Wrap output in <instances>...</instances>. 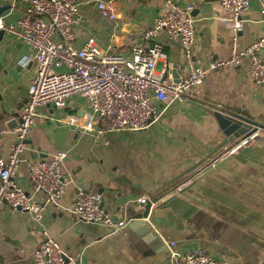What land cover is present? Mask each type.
I'll use <instances>...</instances> for the list:
<instances>
[{
	"label": "crops",
	"instance_id": "0c3cea01",
	"mask_svg": "<svg viewBox=\"0 0 264 264\" xmlns=\"http://www.w3.org/2000/svg\"><path fill=\"white\" fill-rule=\"evenodd\" d=\"M76 1L81 14L73 25L77 43L91 39L100 50L122 56H128L130 46L140 41L141 32L164 9L162 0H113L114 18L107 20L96 11L95 0ZM173 1L194 5V48L186 61L178 41L159 31L154 39L166 58L157 63L155 74L171 79L175 69L182 80L192 67L205 68L216 57H228L234 33L220 19L228 13L217 0ZM1 6L7 20L13 21L23 4L0 0ZM241 22L239 46L244 48L264 29L260 0H250ZM260 54L264 60V49ZM32 55L31 47L2 32L0 157H5L15 140L19 109L35 75L33 62L21 66L20 61ZM247 70L248 60L210 71L201 84L190 88L185 102L171 103L140 132L111 131L95 137L99 123L77 95H71L63 109L41 107L43 118L30 130L13 180L41 203L43 196L31 192L26 161L64 150V192L56 208L44 207L39 222L27 213L0 208V264H32L41 230L66 253L78 256L79 264H164L168 251L163 240L174 242L179 252L205 248L222 264H264V137L233 154L227 152L234 143H228L194 172L163 186L230 133L226 115L264 123V83L252 81ZM67 114L78 116L79 124L61 122ZM206 171L203 178L176 194ZM78 189L99 193L101 208L118 220H130L142 211L137 198L156 201L146 220L142 219L144 226H132L129 221L108 233L101 225L76 220L71 207ZM142 228L148 232L141 233Z\"/></svg>",
	"mask_w": 264,
	"mask_h": 264
},
{
	"label": "built area",
	"instance_id": "2783aa9c",
	"mask_svg": "<svg viewBox=\"0 0 264 264\" xmlns=\"http://www.w3.org/2000/svg\"><path fill=\"white\" fill-rule=\"evenodd\" d=\"M17 1L23 4L21 13L9 21L7 12H1L0 32L11 34L33 49V55L23 58L20 65L33 62L35 75L19 109L15 140L8 146L5 157H0V208L27 213L34 222H39L44 207L59 205L66 182L62 164L67 154L64 150H56L46 157L26 161L31 192L43 196L41 203L33 201L14 183L30 130L36 120L43 118L41 107L63 109L71 95L81 97L92 118L99 123L95 130V137H98L102 132L145 130L171 103L185 102L191 87L201 84L210 71L221 67L239 66L248 60L250 79L264 83V60L260 54L264 49V29L251 44L244 48L239 46L238 34L243 27L241 16L249 9L250 0H217L221 9L228 13L220 19L234 33L230 54L212 59L205 68L192 67L187 76L177 82L155 74L157 63L164 60L166 54L154 38L159 31H165L169 38L178 41L185 60L189 61L196 35L195 19L191 16L194 5L162 0L163 11L141 32L140 41L130 46L128 56H122L100 50L91 39L77 43L73 25L81 20V14L76 0H6L10 5ZM94 6L102 18H114L113 0H95ZM260 14L264 26V0H260ZM61 122L77 125L79 117L67 114ZM88 130L92 129L88 127ZM259 132L243 138L227 153L233 154L247 145ZM136 201L143 204L148 199L140 197ZM100 202L99 193L78 189L71 212L77 221L101 225L108 233L129 222V219L109 216ZM162 242L168 251L164 264H222L205 248L179 252L174 242ZM32 264L79 263L78 256L66 253L54 238L41 230V240L32 251Z\"/></svg>",
	"mask_w": 264,
	"mask_h": 264
},
{
	"label": "water",
	"instance_id": "95a60500",
	"mask_svg": "<svg viewBox=\"0 0 264 264\" xmlns=\"http://www.w3.org/2000/svg\"><path fill=\"white\" fill-rule=\"evenodd\" d=\"M4 10H5V7L1 6L0 7V13L3 12ZM191 16H194V13L191 12ZM1 34H2V32H0V36H1ZM170 74H171L172 81L177 82L178 77H177V73H176L175 69H172ZM226 118H227V121L229 122V124L226 126V128L228 130H229V128H231L230 133L225 135V138L210 153H208L204 158L195 162L194 164H191L190 166L185 168L183 171H181L177 175L173 176L170 180L165 182V184L163 186L168 185L172 182H175V181L181 179L182 177L187 176L191 172H194L195 170L198 169L199 166H201L203 163H205L209 158H211L216 152L220 151L228 143H234V145H235L236 143L241 141L243 138L247 137L248 135H250L253 132H256L257 130L260 131L259 134L256 135L255 138L253 140H251L247 145L251 144L254 140H257L261 137H264V123L254 122L252 120H248V119L242 118V117L238 118V117H235L233 115H230V116L226 115ZM17 122H18V118H17ZM26 142H27V140H26ZM208 173H209V171H206V172L202 173L201 175L197 176L196 178L192 179L191 182H189L186 186L178 189L176 191V194L183 192L186 188H188L190 185L197 182L199 179L203 178ZM167 200H168V198L165 199L163 202H161V204L165 203ZM155 201H156V199H151V201L148 200L145 203L141 204L142 211L135 214L134 216L130 217V220H129L130 224H132V226H139V227L144 226V221L142 220V218L146 217L148 210H149V207H150V204L154 203ZM100 206H101V204H100ZM144 231L148 232L147 228H142L140 232L142 233Z\"/></svg>",
	"mask_w": 264,
	"mask_h": 264
}]
</instances>
